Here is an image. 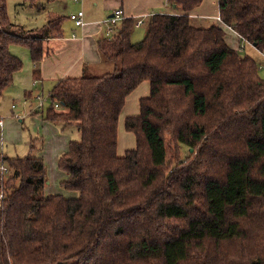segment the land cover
<instances>
[{
    "label": "trees",
    "instance_id": "16d2710c",
    "mask_svg": "<svg viewBox=\"0 0 264 264\" xmlns=\"http://www.w3.org/2000/svg\"><path fill=\"white\" fill-rule=\"evenodd\" d=\"M9 1L0 0V96L23 68L13 47L43 60L68 19L49 13L29 29L11 20ZM16 1L41 12L67 0ZM165 1L177 12L152 15L140 42L126 17L99 39L110 71L59 79L48 94L45 119L81 135L58 160L60 185L77 198L45 193L43 158L0 156L10 168L0 264H264V73L218 24L264 56V0H217L220 20L207 26L192 16L205 0ZM144 82L150 92L124 123L136 145L120 155V117ZM182 145L196 154L183 159Z\"/></svg>",
    "mask_w": 264,
    "mask_h": 264
},
{
    "label": "crops",
    "instance_id": "0c3cea01",
    "mask_svg": "<svg viewBox=\"0 0 264 264\" xmlns=\"http://www.w3.org/2000/svg\"><path fill=\"white\" fill-rule=\"evenodd\" d=\"M70 1V3L59 2L56 4V10L62 14L66 12L68 19L64 24V37L47 42L46 47L50 51L49 56H46L41 61L33 62L28 50L17 49L15 52L13 50L23 61V68L16 73L14 84L6 90L4 95L0 96V118L4 119V126L0 127V137H2L4 143L2 155L18 157L13 155V150L18 147H23V149L28 147L30 153L33 151L38 153L34 157L44 159L47 169H49L50 160L58 168V160L63 153L68 151L70 140L65 134L66 130L63 131L60 126L45 119L42 109H38L39 102L37 97L44 95V93L50 94L59 79L80 77L84 73L95 75L98 70L101 71L103 69L104 65L112 69V65L110 66L103 61L98 41L109 36L106 21L112 17L115 10L121 8L126 18H133L136 23L142 20L143 24L145 20H149L154 14L177 12L165 0H80L78 3L73 0ZM207 1L205 0L203 5L192 13V16L202 18V20H205L206 17L211 20L218 19L217 0ZM79 10H84L85 12V21L82 27H77L70 18L71 14ZM218 24L225 30H230L222 22ZM135 27L140 26L136 25ZM231 31L235 33L236 45L227 42L232 48L237 49L241 42V37L234 30ZM134 40L132 38L134 43L141 41ZM252 55L257 57L255 59L258 62L264 64L262 53L255 50ZM138 89L134 92L135 94L133 93L134 95L131 94L127 98V103L124 107L126 115L136 116L139 114V111H136V106L139 102ZM145 91L146 94H149L150 86H147ZM16 96H22L23 109H19L17 102H15ZM9 97H11V101L14 98V101L10 103ZM129 103L131 104L130 108H128ZM7 105L10 106L9 109ZM9 110L16 117L7 119L5 115ZM15 118L18 119L19 123L15 121ZM27 122L29 125H26ZM41 145L42 147L40 148L39 146ZM65 178V173H56L57 182L54 183L56 194H64L60 184ZM51 182L49 180L48 185ZM72 193L74 192H66L70 197H72Z\"/></svg>",
    "mask_w": 264,
    "mask_h": 264
},
{
    "label": "rangeland",
    "instance_id": "374dc122",
    "mask_svg": "<svg viewBox=\"0 0 264 264\" xmlns=\"http://www.w3.org/2000/svg\"><path fill=\"white\" fill-rule=\"evenodd\" d=\"M62 2H65V3L69 2L70 3L71 1L67 0V1H62ZM207 2H209V0ZM22 4L23 3L19 2V1L10 0L9 4H8V12H9L11 20L14 23H17V24H20V25H24V26H26L29 29L43 26L48 21L49 13H54V14H57V15H64V16L67 15L66 12L62 14V13H59L56 10V4L57 3H50V4L46 5L47 8L44 9V11H41V12H38L35 7L27 6V5H24V4L22 5ZM212 8H214V7H212ZM196 18L198 20V17H196ZM199 20L202 21V24L201 23H198V24L199 25H204V26H207V25H209L210 22H212L209 17H206L205 20H202V18H199ZM148 21L149 20H145V23L143 25H140L139 23H136V25L140 26V27H135V30H134V32L132 34L133 40L136 39L134 41H140L141 37L146 33ZM225 27H227V26H225ZM227 28L230 29V30L226 29V39H227V41L229 43H232V44L236 45L235 44L236 43L235 42V39H236L235 38L236 37L235 33L233 31H231L232 29L230 27H227ZM143 38H144V36H143ZM137 39H139V40H137ZM243 46H244V48H243ZM17 49L22 50L23 48L13 47L12 50H14V52H15V50H17ZM237 50H239L243 55L244 54L252 55L253 51H255L257 49L254 46H252V44H249V43H246L244 41H241L240 44H239V47L237 48ZM254 58H257V57L254 56ZM109 65L111 66L110 63H109ZM110 70L111 69L109 68V66L104 65L103 69L101 71L98 70L96 72V74L97 75H101V74H103L105 72H108ZM147 86H150L149 82H146L144 85H142L138 89V93L137 94L139 95V99L142 98V97H145L146 95L148 96V94H146V91H145ZM21 97L22 96H16L15 97V102H17V105H18L19 109L20 108H22V109L24 108L22 106L23 100H21ZM44 97L46 98V104L48 103L47 104V106H48L49 103H51L49 95L44 93ZM10 98L11 97H9V102L11 103V102L14 101V98H12V101L10 100ZM139 99H138V101H140ZM129 106L131 107L130 103L128 104V108H130ZM7 107L9 109L10 106L7 105ZM123 111L124 112H122L121 117H120V129H119V149H118V153L120 155H124L125 152L127 150H129V149H134V147L136 145V137H135V135L133 133L127 132L125 130V127H124V123H125L126 118H128L131 115L130 114H128V115L125 114V108L123 109ZM136 111L137 112L139 111V102L137 103ZM5 117L7 119L8 118L11 119V118H14L16 116H14L12 111L9 110L8 112H6ZM15 121H17L19 123L17 118H15ZM26 125H29L28 122H27ZM65 134H66V136L69 137L70 141L71 140H79L81 138L80 132L78 131V129L76 127H71L69 129H67ZM14 146H15V144H14ZM39 147L41 148L42 145L39 146ZM181 149H182L181 152H182V158L183 159L188 158L190 156H194L196 154V150H194L193 148L190 149L187 145H182ZM171 151H172V148L169 149V152L171 153V156L174 157V155H172ZM28 154H30L31 156L38 155V153L34 152V151L30 153L28 147H26V149H23V147H18L17 149L13 150V155H15V156H26ZM57 172H59L61 174V172L57 168V165H54L51 162V160H50L49 161L48 173H49V180L52 181V182H51L50 185L47 186V188L45 190V193H48V194H50V193L56 194L57 193V192H55L56 190H55V186H54V183L57 182L56 181V173ZM60 187H61V185H60ZM61 190L64 193L62 195H64L65 197H67L69 199H73V198H77L78 197V193L77 192L72 193V197H70V195L66 194V192H68V191H65L62 187H61ZM66 195H68V196H66Z\"/></svg>",
    "mask_w": 264,
    "mask_h": 264
},
{
    "label": "built area",
    "instance_id": "2783aa9c",
    "mask_svg": "<svg viewBox=\"0 0 264 264\" xmlns=\"http://www.w3.org/2000/svg\"><path fill=\"white\" fill-rule=\"evenodd\" d=\"M80 0H74V2L78 3ZM124 13L123 10L117 9L115 10V12L113 13L112 17L109 18L106 21L107 24V31L109 36H112L115 33V27L124 19ZM71 20L74 21L75 25L77 27H82L84 25V19H85V12L84 10H79L76 13H73L70 15ZM218 19L220 20V18L218 17ZM139 24H143V21L140 20ZM244 48V46H243ZM260 69L263 71L264 73V65H260ZM38 99V109H42L44 107V105L46 104V98L44 97V95L42 94L41 96L37 97ZM62 105L60 103H56L55 107L60 109ZM4 126V119L0 118V127ZM3 140L2 137H0V156L2 155V151H3ZM10 173V168L8 166V164L2 159V157H0V180L4 179L7 175H9ZM2 201V195H0V203Z\"/></svg>",
    "mask_w": 264,
    "mask_h": 264
},
{
    "label": "water",
    "instance_id": "95a60500",
    "mask_svg": "<svg viewBox=\"0 0 264 264\" xmlns=\"http://www.w3.org/2000/svg\"><path fill=\"white\" fill-rule=\"evenodd\" d=\"M174 7H176V5Z\"/></svg>",
    "mask_w": 264,
    "mask_h": 264
}]
</instances>
